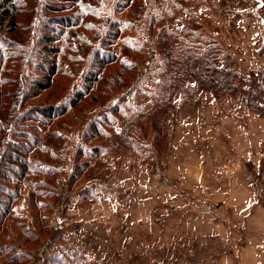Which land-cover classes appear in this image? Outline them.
<instances>
[{
	"label": "rangeland",
	"instance_id": "rangeland-1",
	"mask_svg": "<svg viewBox=\"0 0 264 264\" xmlns=\"http://www.w3.org/2000/svg\"><path fill=\"white\" fill-rule=\"evenodd\" d=\"M260 2L223 0L227 10L218 14L198 1L187 4L195 26L234 57L247 84L264 74ZM180 18L188 19L183 13ZM171 27L179 29V21ZM179 83L193 85L191 79ZM133 92L128 89L114 97L115 102ZM71 96L70 91L47 89L30 104L45 107ZM180 96L177 90L166 93V135L153 154L139 151L140 146L124 149L116 137L109 152L80 158L82 148H107L103 136L95 142L84 139L89 122L106 111V106L92 102L59 119L63 128L55 122L44 129L57 137L39 130L38 139L49 145L53 159L38 157L36 151L30 158H41L54 170L49 178L39 177L48 182L44 190L50 196L36 197L30 204L34 179L22 180L20 198L11 204L8 216L0 217V264H264V242L256 241L262 235H249L245 216L236 210L248 191L245 177L235 173L237 163L233 165L235 159L242 163L263 205L264 153L245 146L241 157L237 152L246 137L226 127L231 118L246 127L251 115L263 117L264 111H251L245 93L213 96L192 90L178 106ZM109 131L119 134V123ZM151 139L147 135L141 141L150 145Z\"/></svg>",
	"mask_w": 264,
	"mask_h": 264
},
{
	"label": "trees",
	"instance_id": "trees-1",
	"mask_svg": "<svg viewBox=\"0 0 264 264\" xmlns=\"http://www.w3.org/2000/svg\"><path fill=\"white\" fill-rule=\"evenodd\" d=\"M192 1L210 13L227 10L223 0H0L1 218L20 198L18 186L25 177L34 179L30 204L36 197L50 196L44 190L48 182L39 177L49 178L54 170L38 157L53 156L37 133L57 137L44 129L55 122L61 125L58 120L80 105L106 106L89 122L84 139L95 142L103 136L107 148H82L78 155L88 159L115 148L116 137L124 149L140 146L139 151L153 154L166 135L170 90L180 92L178 106L192 90H202L213 96L245 93L251 111H264V74L245 83L234 57L195 26L187 9ZM181 13L188 19L180 18ZM174 21L179 29L171 27ZM51 23L56 26L50 28ZM43 30L48 34L41 35ZM186 79L193 85L179 83ZM132 88L125 101L115 102L114 97ZM47 89L70 91L72 96L45 107L30 104ZM143 98H148L146 104ZM115 123L119 134L108 132ZM147 135L151 144L144 142V148L141 138ZM33 151L37 158H30Z\"/></svg>",
	"mask_w": 264,
	"mask_h": 264
},
{
	"label": "crops",
	"instance_id": "crops-1",
	"mask_svg": "<svg viewBox=\"0 0 264 264\" xmlns=\"http://www.w3.org/2000/svg\"><path fill=\"white\" fill-rule=\"evenodd\" d=\"M248 120L249 121L246 127H244L243 124L239 122V120L233 118H231V120L226 123V127H228L229 131H232L233 133L239 132L238 134L241 137H246V142L241 143L242 150L237 152L241 157L242 154H244L243 148L245 146L256 147L258 148V150L264 153V116L256 117L254 115H251ZM229 139L234 142L233 145H237L236 140H232L231 137ZM235 160H237L233 162V165L237 163L234 169L235 173H238L239 176L245 177L247 185L244 186L246 187L245 190L248 191V196H246L247 198H245V200L240 203V206H238L236 210L239 215L243 214L245 216L244 218L247 225L246 229L248 234L251 235L250 233H253V237H255V235L260 234L262 235V238H256V241L264 242V204L260 205L257 202V197H259V193L256 189L252 187V184H249L250 177L248 178V176L245 175V168L242 166V163L239 162L238 159ZM253 165H255L254 162Z\"/></svg>",
	"mask_w": 264,
	"mask_h": 264
}]
</instances>
